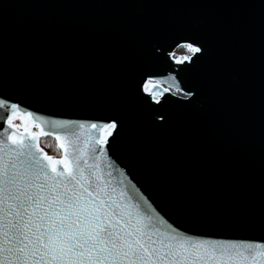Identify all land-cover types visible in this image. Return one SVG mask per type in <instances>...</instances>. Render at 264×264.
Masks as SVG:
<instances>
[{
    "label": "water",
    "instance_id": "95a60500",
    "mask_svg": "<svg viewBox=\"0 0 264 264\" xmlns=\"http://www.w3.org/2000/svg\"><path fill=\"white\" fill-rule=\"evenodd\" d=\"M0 103V140L74 131L114 199L264 245V0H0Z\"/></svg>",
    "mask_w": 264,
    "mask_h": 264
},
{
    "label": "snow or ice",
    "instance_id": "6c2138e0",
    "mask_svg": "<svg viewBox=\"0 0 264 264\" xmlns=\"http://www.w3.org/2000/svg\"><path fill=\"white\" fill-rule=\"evenodd\" d=\"M79 139L65 133L59 160L30 140H0V264H264V245L191 239L156 215L144 197L122 190L114 199Z\"/></svg>",
    "mask_w": 264,
    "mask_h": 264
},
{
    "label": "trees",
    "instance_id": "16d2710c",
    "mask_svg": "<svg viewBox=\"0 0 264 264\" xmlns=\"http://www.w3.org/2000/svg\"><path fill=\"white\" fill-rule=\"evenodd\" d=\"M40 144L46 150L47 154L53 157L61 154V149L58 147L55 138L52 136H41Z\"/></svg>",
    "mask_w": 264,
    "mask_h": 264
},
{
    "label": "flooded vegetation",
    "instance_id": "af4514ba",
    "mask_svg": "<svg viewBox=\"0 0 264 264\" xmlns=\"http://www.w3.org/2000/svg\"><path fill=\"white\" fill-rule=\"evenodd\" d=\"M27 124L29 125V128H27ZM19 129H27V130H29L30 132H38V131H39V127H38V125L31 124L29 121L24 122L23 128H19ZM41 136H50V135H40V136H39V140H40ZM60 155H61V154H60ZM60 155H59V156H60Z\"/></svg>",
    "mask_w": 264,
    "mask_h": 264
},
{
    "label": "rangeland",
    "instance_id": "374dc122",
    "mask_svg": "<svg viewBox=\"0 0 264 264\" xmlns=\"http://www.w3.org/2000/svg\"><path fill=\"white\" fill-rule=\"evenodd\" d=\"M12 121H16V122H21V126L18 128H23L24 122L22 121L21 117L18 115L16 116ZM27 127H29V125L27 124Z\"/></svg>",
    "mask_w": 264,
    "mask_h": 264
}]
</instances>
